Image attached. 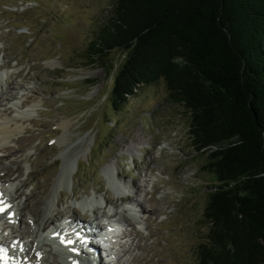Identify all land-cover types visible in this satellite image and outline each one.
I'll return each instance as SVG.
<instances>
[{"label": "rangeland", "instance_id": "1", "mask_svg": "<svg viewBox=\"0 0 264 264\" xmlns=\"http://www.w3.org/2000/svg\"><path fill=\"white\" fill-rule=\"evenodd\" d=\"M115 1L0 0V112L20 116L19 131L0 140V181H9L7 197L23 216L29 248L46 193L67 168L73 180L39 234L65 217L99 220L131 208L136 223L116 215L128 234L112 245L120 264H198L209 229L204 208L216 184L204 169L205 152L191 146L184 109L160 80L114 110L125 53L90 62L89 44L98 43ZM43 252L45 264H62L51 247Z\"/></svg>", "mask_w": 264, "mask_h": 264}, {"label": "trees", "instance_id": "2", "mask_svg": "<svg viewBox=\"0 0 264 264\" xmlns=\"http://www.w3.org/2000/svg\"><path fill=\"white\" fill-rule=\"evenodd\" d=\"M91 63L125 59L114 110L162 80L212 185L198 264H264V0H116Z\"/></svg>", "mask_w": 264, "mask_h": 264}, {"label": "bare ground", "instance_id": "3", "mask_svg": "<svg viewBox=\"0 0 264 264\" xmlns=\"http://www.w3.org/2000/svg\"><path fill=\"white\" fill-rule=\"evenodd\" d=\"M12 83V82H11ZM8 86H10V84H7ZM19 89H22L23 90V85H21L19 87ZM4 90V89H3ZM2 90V91H3ZM5 91V90H4ZM4 102V101H3ZM8 105V104H7ZM27 107H30V105L27 104ZM17 111V110H16ZM22 113L18 114V115H21ZM20 116H17V118H9L7 116V114L5 113H1L0 112V140L2 141H6L8 140L14 133L18 132L19 131V128L18 126H15L16 124V119H18ZM20 120V119H19ZM65 128V127H64ZM65 130V129H64ZM27 140V139H26ZM25 141H22V143L20 144H23ZM8 151V148H5V152ZM4 152V151H3ZM13 153V150L11 151ZM11 155V154H10ZM73 165V164H72ZM71 163L69 162L68 164V167L70 168L71 166ZM74 173L71 169H67L66 170L63 168L61 170V173L57 176V178L55 179V181L53 182V184L51 185L50 187V190L49 192H47L46 194L44 193L45 196V199H44V208L42 210V213L40 215V224L38 225V228H37V231L36 233H38L39 231H43V229L45 228V225L47 223V220H46V217L47 215L51 214L50 211L52 209H55L57 210L58 209V201L60 199V189L63 188L64 185H67L69 184V182L73 180V176H74ZM9 182V181H7ZM130 184V183H129ZM136 189V188H135ZM36 197V195H31V196H28L26 197L27 201H30L31 198H34ZM4 201L5 202H8L9 200L4 197ZM136 201V200H135ZM137 203V202H136ZM135 204V203H134ZM139 205V204H138ZM131 205L129 204V207ZM29 207V206H28ZM127 207V205L125 206ZM124 207V208H125ZM14 209V206L11 205L10 206V210H13ZM123 210V209H122ZM121 210V211H122ZM128 208L127 209H124L122 212H119L121 213L120 215H124L128 218V220L126 221H133L131 216L128 215ZM141 210V208H140ZM119 213L116 212V214L112 217H116V215ZM35 215H37L35 213ZM33 216V215H32ZM112 217H107V218H112ZM118 217V216H117ZM120 217V216H119ZM0 218H6L5 215L1 216ZM122 218V217H121ZM121 218H119L121 220ZM136 218H138V214H136ZM6 223H10V222H6ZM132 223V222H131ZM136 223V222H135ZM21 224L23 223H20V230H15V229H12L11 230V237L9 239H11V242L19 237L20 235H22V232H21ZM132 225V224H131ZM48 226V225H47ZM49 227V226H48ZM57 228H54V230L52 232H55ZM25 231V230H24ZM23 231V232H24ZM45 231V230H44ZM50 233V232H49ZM131 234V233H130ZM61 235V234H59ZM128 235V234H127ZM23 237V236H22ZM22 239V238H21ZM22 241V240H20ZM51 247V249L53 251H56L55 248H57V251H56V254L59 255L58 259L60 258L61 261L63 262V264H67L65 263V261L69 262V264H90L88 262H78L76 261L74 258V254L70 253L69 251V247L70 246H64L63 245V242L59 239H56L53 237V235H49V236H46V235H43L42 233H38V235H36L35 237V241L32 243V247L31 249L29 250V252H26L25 254L21 255L19 258L20 260L18 261L17 264H43V256H44V252H43V247ZM56 246V247H54ZM22 247H23V243H22ZM21 250H19L20 252ZM74 252H75V249H74ZM28 258V260H26L25 262V259ZM99 260V259H98ZM98 264H103L102 262H99Z\"/></svg>", "mask_w": 264, "mask_h": 264}, {"label": "snow or ice", "instance_id": "4", "mask_svg": "<svg viewBox=\"0 0 264 264\" xmlns=\"http://www.w3.org/2000/svg\"><path fill=\"white\" fill-rule=\"evenodd\" d=\"M5 211V209H3V208H0V213H3ZM63 242V241H62ZM74 242L73 241H71V240H69V241H67V244L68 245H71V244H73ZM85 243H86V241H85Z\"/></svg>", "mask_w": 264, "mask_h": 264}]
</instances>
